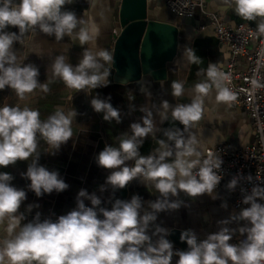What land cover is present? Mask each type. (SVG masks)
<instances>
[{"label": "clouds", "instance_id": "1", "mask_svg": "<svg viewBox=\"0 0 264 264\" xmlns=\"http://www.w3.org/2000/svg\"><path fill=\"white\" fill-rule=\"evenodd\" d=\"M76 0H0V91L10 89L19 101L28 100L39 92L50 93V85L61 82L67 89L90 95V107L102 114L105 122L120 124L122 111L111 103V95L102 97L93 90L108 87L111 83L109 66L114 63L112 53L98 46L102 26L107 25L104 14L96 17L85 12L78 17L66 6ZM245 21H256V31L264 35V0H221ZM95 8L96 0H88ZM16 28L18 31H9ZM43 34L54 37L60 43L65 37L70 43L56 55L46 68V80H39L40 70L33 63H25L15 48L23 46L25 37ZM82 49L78 62H70L69 52L73 43ZM191 65H199L202 59L191 46L182 53ZM205 79L194 84L188 103H170L161 100L157 105L135 104L136 96L127 89V113H142L132 122L129 130L114 138L115 145L106 144L95 155L98 167L108 170L99 192L111 190L106 201L96 192L80 189L76 206L55 220L41 219V213L27 223L26 214L40 208L38 203L28 204L24 189L13 186L14 177L0 172V264H264V181L251 174L237 172L225 185L229 193L239 188V211L217 221L218 230L201 239L195 230H183L180 241L187 249L174 248L168 239L171 229L158 224V215L171 213L181 207H189L186 197L196 200L205 195L212 200L222 199L217 193L223 176L219 174L224 163L222 157L211 152L205 154L197 134V127L204 113L205 99L215 91L217 103L234 102L236 94L227 87L229 77L216 63H209L203 70ZM201 70L197 72V76ZM253 89L262 87L251 80ZM173 98L185 96L182 81L171 82ZM139 91L148 99L151 92L143 87ZM80 113L66 111L57 105L46 118L39 109L25 104L0 106V167L14 166L18 161H30L21 177L30 181L27 189L36 197L53 192L61 193L69 185L56 170L39 164L41 141L48 155H56L62 146L76 135L73 123ZM158 118V122H157ZM170 126L162 127L165 123ZM177 122L183 127H177ZM162 136L163 138H159ZM156 147L148 155H141L140 148L147 138ZM133 162L131 165L128 162ZM133 181L142 183L156 199L144 201L139 195L131 199H119L115 193L125 189ZM244 184H251V189ZM85 201H90L88 206ZM102 203L111 207L102 206ZM227 210V202L220 205ZM236 224L237 227H230ZM242 239L232 243L234 236Z\"/></svg>", "mask_w": 264, "mask_h": 264}, {"label": "crops", "instance_id": "2", "mask_svg": "<svg viewBox=\"0 0 264 264\" xmlns=\"http://www.w3.org/2000/svg\"><path fill=\"white\" fill-rule=\"evenodd\" d=\"M211 10L218 13L225 21L238 24L247 23L256 25V21H245L235 14L231 7L223 5L221 0H206ZM122 0H96L95 8L89 7L88 0H76L72 5L66 6L69 10H74L78 17L85 12L88 15L97 17L98 13H103L107 18V25L102 26V35L97 41L98 46L109 50L114 59L109 68L111 72V83L108 87L93 90L92 95L97 92L102 97L111 95V103L119 108L123 115L120 124L115 121L108 123L103 121L102 114L95 113L90 107V95L84 92H76L67 89L61 82L50 85V93H35L28 100L19 101L10 89L0 91V106L9 104L14 106L27 104L30 107L39 109L41 118H46L54 111L57 105L62 106L66 111L75 108L80 115L73 123V139L60 149L56 155H48L46 145L41 141V156L39 164L51 170L59 172L68 189L61 193L53 192L36 197L35 193L27 189L30 181L21 177V173L26 172L30 161H18L14 166L0 167V172H7L13 175V186L24 189L27 192V199L21 206L20 211H24L28 204L38 203L40 208L33 209L30 214H26L27 219L22 223H27L34 216L36 211L41 213V219L51 217L55 220L59 215L66 214L76 206V196L80 189H86L89 193L96 192L102 201H106L111 190L104 193L99 192V186L103 185L109 171L98 167L94 157L106 144L115 145L114 138L129 130L132 122L139 120L142 113L138 110L131 115L127 113L128 101L125 93L127 89L134 92L136 96L135 104L137 109L140 105L155 102L157 105L161 100H168L170 103H188L192 95L194 84L205 79L203 70L209 63H216L218 67L228 61V48L220 43L215 35L214 28L210 25L207 16L197 9L194 16L183 17L171 12L165 5L164 0H148V10L157 19L174 22L178 27V48L172 61L168 62L166 74L163 78H155L150 73H139L136 70L137 58L133 55L130 43H125L117 48V39L122 32L120 25V11ZM200 25H206L205 29H200ZM9 31H18L16 28H9ZM69 38L65 37L60 43L55 42L54 37H48L38 33L25 37L23 46L15 44L18 55L27 57L25 63H33L40 70L39 80H46V68L56 55L64 50L69 44ZM186 46H191L197 56L202 59L199 65L189 64L182 53ZM250 48L254 47L250 43ZM82 49L78 42L73 43L69 56L70 62L75 65L81 55ZM238 67L243 69L246 63L243 59L238 62ZM201 74L197 76V72ZM179 80L184 82L186 94L180 98H173L171 95V82ZM143 87L151 92L148 99L139 89ZM158 122V118H157ZM166 122L162 127H169ZM177 127H183L177 122ZM197 134L201 143V150L205 153L206 148L215 147L219 144H227L233 149H239L253 140L252 120L244 108H232L230 105L217 103L215 91L205 99L204 113L196 128L192 130ZM159 138H163L159 136ZM156 147L155 141L151 137L147 138L140 148L141 155H148ZM133 162L129 161L131 165ZM224 181L222 186L216 191L222 199L212 200L209 196L192 200L183 193L180 199L185 200L189 207H181L178 211L171 213H160L158 224L171 229L168 237L173 242L174 248L186 250V242L180 241V234L183 230L193 229L198 236L203 239L207 234L218 230L217 221L227 218L230 213L239 211L232 206V196L227 191ZM133 195H139L144 201L156 199L155 193H150L148 189L139 181H133L125 189L115 193L119 199H131ZM227 202V210L220 207L221 203ZM91 206L90 201H85ZM102 206L111 207L110 204L102 203ZM230 227H237L236 224ZM3 233L0 232V235ZM237 234L236 236H238ZM234 236L232 243L234 241ZM178 257H173L172 264Z\"/></svg>", "mask_w": 264, "mask_h": 264}, {"label": "built area", "instance_id": "3", "mask_svg": "<svg viewBox=\"0 0 264 264\" xmlns=\"http://www.w3.org/2000/svg\"><path fill=\"white\" fill-rule=\"evenodd\" d=\"M168 9L178 16L192 17L197 9H200L209 19L214 28L215 35L228 48V61L218 67L229 80L226 82L237 99L229 104L232 108H244L252 120L253 140L239 149H233L227 144H219L208 147V152L222 157L224 163L219 174L223 176L218 188L224 181H228L237 172L244 175L251 174L259 181H264V86L253 89L251 80L257 79L264 85V35L256 31V25L247 23L233 24L225 21L218 13L211 10L206 0H164ZM206 25H200L205 29ZM250 43L254 44L250 48ZM243 59L246 67L241 69L238 62ZM251 189V184L243 185ZM232 206L240 209L241 192L239 188L233 193ZM239 235L233 243L242 239Z\"/></svg>", "mask_w": 264, "mask_h": 264}, {"label": "water", "instance_id": "4", "mask_svg": "<svg viewBox=\"0 0 264 264\" xmlns=\"http://www.w3.org/2000/svg\"><path fill=\"white\" fill-rule=\"evenodd\" d=\"M148 10V0H122L120 25L122 32L117 48L130 43L137 58L136 70L163 78L167 64L178 48V27L174 22L160 20Z\"/></svg>", "mask_w": 264, "mask_h": 264}]
</instances>
